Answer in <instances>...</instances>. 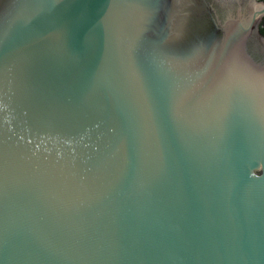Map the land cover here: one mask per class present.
Wrapping results in <instances>:
<instances>
[{
    "label": "water",
    "instance_id": "obj_1",
    "mask_svg": "<svg viewBox=\"0 0 264 264\" xmlns=\"http://www.w3.org/2000/svg\"><path fill=\"white\" fill-rule=\"evenodd\" d=\"M264 0H0V264H264Z\"/></svg>",
    "mask_w": 264,
    "mask_h": 264
},
{
    "label": "trees",
    "instance_id": "obj_2",
    "mask_svg": "<svg viewBox=\"0 0 264 264\" xmlns=\"http://www.w3.org/2000/svg\"><path fill=\"white\" fill-rule=\"evenodd\" d=\"M261 31H262V33L264 34V26L262 27Z\"/></svg>",
    "mask_w": 264,
    "mask_h": 264
}]
</instances>
